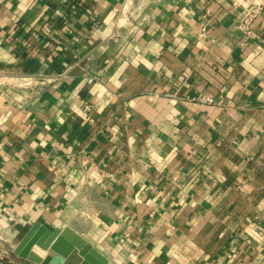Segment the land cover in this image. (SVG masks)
<instances>
[{"label":"crops","instance_id":"crops-1","mask_svg":"<svg viewBox=\"0 0 264 264\" xmlns=\"http://www.w3.org/2000/svg\"><path fill=\"white\" fill-rule=\"evenodd\" d=\"M239 3L0 0L8 264L35 221L107 264H264V11L245 40Z\"/></svg>","mask_w":264,"mask_h":264},{"label":"water","instance_id":"water-1","mask_svg":"<svg viewBox=\"0 0 264 264\" xmlns=\"http://www.w3.org/2000/svg\"><path fill=\"white\" fill-rule=\"evenodd\" d=\"M36 246L45 252L36 253ZM13 252L36 264H107V258L71 227L49 228L39 221L30 225Z\"/></svg>","mask_w":264,"mask_h":264},{"label":"built area","instance_id":"built-area-1","mask_svg":"<svg viewBox=\"0 0 264 264\" xmlns=\"http://www.w3.org/2000/svg\"><path fill=\"white\" fill-rule=\"evenodd\" d=\"M239 2L238 14L236 16V27L246 40L253 33V25L255 20L258 18L261 12L264 11V0H239ZM176 82L181 85H188L184 75H178L176 77ZM193 98L199 101H212L211 97L203 95H197ZM83 109H90L89 104H84ZM8 260L3 261L0 259V264H8Z\"/></svg>","mask_w":264,"mask_h":264},{"label":"rangeland","instance_id":"rangeland-1","mask_svg":"<svg viewBox=\"0 0 264 264\" xmlns=\"http://www.w3.org/2000/svg\"><path fill=\"white\" fill-rule=\"evenodd\" d=\"M6 252H4V251H0V259L1 260H8L9 258H8V254H9V252H8V250H5ZM2 264H4V263H2Z\"/></svg>","mask_w":264,"mask_h":264}]
</instances>
